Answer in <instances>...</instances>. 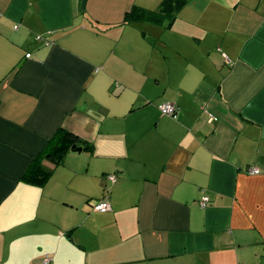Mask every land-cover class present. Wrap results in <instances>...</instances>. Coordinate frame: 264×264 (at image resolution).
<instances>
[{
	"label": "crops",
	"instance_id": "0c3cea01",
	"mask_svg": "<svg viewBox=\"0 0 264 264\" xmlns=\"http://www.w3.org/2000/svg\"><path fill=\"white\" fill-rule=\"evenodd\" d=\"M162 1L0 0V264H264V0Z\"/></svg>",
	"mask_w": 264,
	"mask_h": 264
},
{
	"label": "trees",
	"instance_id": "16d2710c",
	"mask_svg": "<svg viewBox=\"0 0 264 264\" xmlns=\"http://www.w3.org/2000/svg\"><path fill=\"white\" fill-rule=\"evenodd\" d=\"M185 0H163L156 10H144L133 7L126 15L128 23L147 21L151 23H161L163 18H168L171 24L177 12L184 5ZM92 152L93 145L78 138L74 134L59 128L47 140L43 149L31 160L27 169L21 176V182L42 186L52 174V170H45L44 162H49L53 166L61 165L69 152H76V149Z\"/></svg>",
	"mask_w": 264,
	"mask_h": 264
},
{
	"label": "built area",
	"instance_id": "2783aa9c",
	"mask_svg": "<svg viewBox=\"0 0 264 264\" xmlns=\"http://www.w3.org/2000/svg\"><path fill=\"white\" fill-rule=\"evenodd\" d=\"M29 56H30L29 54H26L25 58H28ZM159 110H160L162 115L169 116V117H173L177 113V107L174 105H171V104H163L160 106ZM207 116H208V122H213L216 120L211 114H207ZM245 171L248 174H256L257 173V169L254 167H247L245 169ZM105 179L111 183L114 182V180H115L113 175H106ZM208 202H209L208 197L204 196L200 199L199 206L201 208H205L207 206ZM88 203H89V206L93 212L105 213V212L109 211L110 206L108 203V191H106V190L104 191L101 199H99L97 201H93V202L89 201ZM50 261H51V257L46 255L43 258L41 264H49Z\"/></svg>",
	"mask_w": 264,
	"mask_h": 264
},
{
	"label": "water",
	"instance_id": "95a60500",
	"mask_svg": "<svg viewBox=\"0 0 264 264\" xmlns=\"http://www.w3.org/2000/svg\"><path fill=\"white\" fill-rule=\"evenodd\" d=\"M75 151L79 153V152L81 151V149L78 148V149H76Z\"/></svg>",
	"mask_w": 264,
	"mask_h": 264
},
{
	"label": "rangeland",
	"instance_id": "374dc122",
	"mask_svg": "<svg viewBox=\"0 0 264 264\" xmlns=\"http://www.w3.org/2000/svg\"><path fill=\"white\" fill-rule=\"evenodd\" d=\"M88 203V202H87Z\"/></svg>",
	"mask_w": 264,
	"mask_h": 264
}]
</instances>
